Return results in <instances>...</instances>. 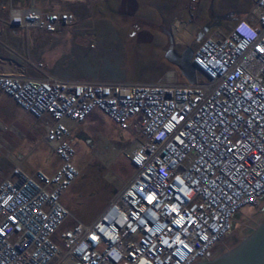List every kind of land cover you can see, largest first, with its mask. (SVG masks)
Returning a JSON list of instances; mask_svg holds the SVG:
<instances>
[{
    "label": "built area",
    "instance_id": "obj_1",
    "mask_svg": "<svg viewBox=\"0 0 264 264\" xmlns=\"http://www.w3.org/2000/svg\"><path fill=\"white\" fill-rule=\"evenodd\" d=\"M193 1V0H192ZM67 12L11 9L10 25L54 32ZM0 74V93L29 115L59 161L19 164L0 180V264H198L264 197V0L228 34H204L193 83ZM95 111L135 137L133 173L90 224L61 196L79 175L71 125Z\"/></svg>",
    "mask_w": 264,
    "mask_h": 264
},
{
    "label": "rangeland",
    "instance_id": "obj_2",
    "mask_svg": "<svg viewBox=\"0 0 264 264\" xmlns=\"http://www.w3.org/2000/svg\"><path fill=\"white\" fill-rule=\"evenodd\" d=\"M253 6L254 0H0V74L37 77L30 62L43 65L47 74L61 79L156 83L172 70L177 82H182L179 70L167 60L169 51L188 47L193 52L203 29L228 34L235 24L233 19ZM34 7L67 12L73 22L54 32L10 25L11 9ZM178 22L200 26L199 31L189 33L185 28L189 36L178 41ZM12 103L0 93V180L13 168L11 161L19 160V151L12 147L23 139L26 127L33 129L37 146L29 154L25 149L19 152L24 158L23 169L28 174L36 170L52 173L58 159L41 141L42 131L33 119ZM17 112L19 121L14 120ZM73 134L76 153L72 164L79 175L60 201L78 221L90 225L129 181L133 169L127 154L135 137L98 111ZM101 153L110 154V160H102ZM240 215L242 220L200 263L230 252L264 221V197L256 206L242 208Z\"/></svg>",
    "mask_w": 264,
    "mask_h": 264
},
{
    "label": "water",
    "instance_id": "obj_3",
    "mask_svg": "<svg viewBox=\"0 0 264 264\" xmlns=\"http://www.w3.org/2000/svg\"><path fill=\"white\" fill-rule=\"evenodd\" d=\"M206 32L207 29H203V32L198 35V42L202 40ZM170 63L179 70L187 82L193 83L194 76L192 70L186 71L173 61ZM198 264H264V221L241 244L230 252L214 260Z\"/></svg>",
    "mask_w": 264,
    "mask_h": 264
},
{
    "label": "crops",
    "instance_id": "obj_4",
    "mask_svg": "<svg viewBox=\"0 0 264 264\" xmlns=\"http://www.w3.org/2000/svg\"><path fill=\"white\" fill-rule=\"evenodd\" d=\"M246 15V13H242L241 14V16H236L233 20L235 21V23L238 21V20H240V19H242L244 16ZM176 28L177 29H179V28H186V29H188V31H189V33H190V31L192 32V30H194V31H196V32H198L199 31V28H200V26H198V27H195V26H192V25H188L187 23H184V24H182V23H180V22H178L177 24H176ZM192 28V29H191ZM202 31V30H201ZM184 44H187V41L184 43ZM168 73H172L173 74V76H174V78H176V73L174 72V71H172V70H169V71H166L164 74H163V76L162 77H160V79H159V81H165V80H168L169 78H168ZM177 80V79H176ZM186 80L184 79L182 82H185ZM13 104V103H12ZM14 106H16L15 104H14ZM17 107V106H16ZM96 112V111H95ZM98 112H100V111H98ZM21 119V115L17 112V116L14 118V120H16V121H19ZM20 124V123H19ZM24 124V123H23ZM82 124H84V122L83 123H81V124H75V125H71V131H72V133H74V130L77 128V127H79V125H82ZM24 127V126H23ZM32 128H29V127H26L25 128V133H24V137H23V139H21V138H19L18 140H17V142H15L14 143V146L12 147L14 150L16 149V150H18L19 152L21 151V150H23V149H25V150H27V154H29L31 151H33V149L37 146V140H34L33 139V137H32V134H31V132H32ZM74 135V134H73ZM105 140V139H104ZM90 141H92V140H88V143H90ZM106 141V140H105ZM106 142H109V141H106ZM48 147V146H47ZM49 148V147H48ZM49 150H50V152H51V154H52V150L49 148ZM19 152H17V154H16V158L18 157V161H11L12 162V165H17V164H19L21 161H23L24 162V158L22 157V156H20L19 155ZM26 154V155H27ZM105 154V153H104ZM104 154L103 153H101L100 154V158L102 159V160H104V161H107V158L106 157H102V156H104ZM14 162V163H13ZM23 162H22V166H23ZM54 172V171H53ZM52 172V173H53ZM52 173H50V174H52ZM119 190V189H118ZM241 217V215H240V212L235 216V221H234V223H235V225H237L242 219L240 218ZM235 225H234V227H235ZM212 259H209V260H207V261H211Z\"/></svg>",
    "mask_w": 264,
    "mask_h": 264
},
{
    "label": "flooded vegetation",
    "instance_id": "obj_5",
    "mask_svg": "<svg viewBox=\"0 0 264 264\" xmlns=\"http://www.w3.org/2000/svg\"><path fill=\"white\" fill-rule=\"evenodd\" d=\"M191 57L192 51L188 47H185V50L180 52H175L173 49H171L167 54L168 62L173 61L186 71L192 70V66L190 64Z\"/></svg>",
    "mask_w": 264,
    "mask_h": 264
},
{
    "label": "bare ground",
    "instance_id": "obj_6",
    "mask_svg": "<svg viewBox=\"0 0 264 264\" xmlns=\"http://www.w3.org/2000/svg\"><path fill=\"white\" fill-rule=\"evenodd\" d=\"M189 36V33H188V31H186V29L185 28H179L177 31H176V39L178 40V41H184L187 37ZM172 76V74H170V73H168V78H170ZM59 78V77H58ZM134 145H136V144H134ZM133 145V147H135ZM116 154L117 153H115V156H116ZM102 157H106L107 158V161H109L110 160V158H111V155L110 154H108V153H105L104 154V156H102ZM106 161V162H107Z\"/></svg>",
    "mask_w": 264,
    "mask_h": 264
}]
</instances>
